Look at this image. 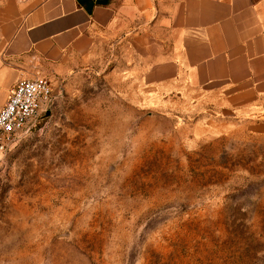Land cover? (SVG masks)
Wrapping results in <instances>:
<instances>
[{"label": "rangeland", "instance_id": "obj_1", "mask_svg": "<svg viewBox=\"0 0 264 264\" xmlns=\"http://www.w3.org/2000/svg\"><path fill=\"white\" fill-rule=\"evenodd\" d=\"M138 30L0 152V264H264V100L146 79Z\"/></svg>", "mask_w": 264, "mask_h": 264}, {"label": "crops", "instance_id": "obj_2", "mask_svg": "<svg viewBox=\"0 0 264 264\" xmlns=\"http://www.w3.org/2000/svg\"><path fill=\"white\" fill-rule=\"evenodd\" d=\"M126 29H139L146 79L264 100V0H0V109L18 81L66 75Z\"/></svg>", "mask_w": 264, "mask_h": 264}, {"label": "built area", "instance_id": "obj_3", "mask_svg": "<svg viewBox=\"0 0 264 264\" xmlns=\"http://www.w3.org/2000/svg\"><path fill=\"white\" fill-rule=\"evenodd\" d=\"M53 98L52 83L46 77L16 83L0 109V152L6 151L42 112L49 113Z\"/></svg>", "mask_w": 264, "mask_h": 264}]
</instances>
